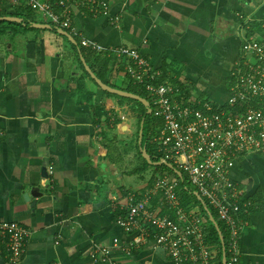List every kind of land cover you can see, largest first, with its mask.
Returning a JSON list of instances; mask_svg holds the SVG:
<instances>
[{
    "label": "crops",
    "instance_id": "crops-1",
    "mask_svg": "<svg viewBox=\"0 0 264 264\" xmlns=\"http://www.w3.org/2000/svg\"><path fill=\"white\" fill-rule=\"evenodd\" d=\"M40 1L59 10L58 0ZM108 2L109 15L70 6L73 30H63L75 44L25 2L0 0V10L20 8L32 19L0 27V222L28 231L25 252L16 262L0 239V264H168L164 250L137 246L135 236L115 222V206L126 193L143 189L153 178L136 188L125 185L143 162L132 157L136 166L124 168L117 133L123 125L117 116L129 120L136 114L130 103L106 94L85 74L80 57L90 67L89 51H94L80 41L103 48L94 53L108 59L105 77L117 87L128 79L121 60L108 49L125 46L138 49L162 80L179 82L201 99L223 101L240 54L242 17L255 25L264 19V0ZM114 15L120 16L118 27ZM134 147L137 152L136 140ZM230 176L245 186L254 204L245 216L238 264H264V155L241 158ZM102 246L108 247V259H93Z\"/></svg>",
    "mask_w": 264,
    "mask_h": 264
},
{
    "label": "built area",
    "instance_id": "built-area-1",
    "mask_svg": "<svg viewBox=\"0 0 264 264\" xmlns=\"http://www.w3.org/2000/svg\"><path fill=\"white\" fill-rule=\"evenodd\" d=\"M4 1L12 5L23 1L43 21L70 31L72 4L93 15H109L110 7L108 0H58L55 5L59 10L40 0ZM111 19L118 27L120 16ZM242 19L240 54L230 70L227 98L223 101L201 99L179 82L162 80L160 71L138 49H108L121 60L128 81L146 93L151 115L161 122L150 140L156 154L184 173L216 212L225 231L226 264H238L245 216L254 207L245 186L231 178V170L249 154L264 155V19L256 25L251 18ZM80 44L103 52L101 46L86 39ZM179 180L160 172L150 185L127 192L115 206V222L124 233L135 236L137 246L150 244L164 250L168 264H221V250L219 253L209 241L208 217L197 207L181 204ZM27 236L28 231L21 225L0 222V239L5 241L10 261L21 259ZM117 242L114 238L112 244ZM107 248L96 247L92 258L107 260Z\"/></svg>",
    "mask_w": 264,
    "mask_h": 264
},
{
    "label": "trees",
    "instance_id": "trees-1",
    "mask_svg": "<svg viewBox=\"0 0 264 264\" xmlns=\"http://www.w3.org/2000/svg\"><path fill=\"white\" fill-rule=\"evenodd\" d=\"M15 10L16 11H14V12H8L6 9L0 10V17L5 16V15H11V16H16V17L20 18L25 24L32 22V19L29 18L28 14L22 13V9L19 8V9H15ZM10 25H16V23L7 22V21H0V27L10 26ZM17 25H21V24H17ZM84 51H85L84 48H81V52H82L83 56L85 57ZM89 53H90V56L92 58V64H90V67L92 70H94L97 77L100 78L102 80V82H104L105 84H107L111 87H117L115 84L111 83L108 80V78L105 77L106 76L105 74L108 70V68H107L108 62H109L108 59L101 58V55L94 53L92 51H89ZM85 58H86V60L90 59L87 54H86ZM94 64H98L97 69L94 68ZM85 74L88 75L87 72H85ZM117 88L123 89L125 91L131 92V93H134L137 95H140L141 97H144V98L149 100L146 93L142 90L141 87L136 86V85H132L129 81H127V84L124 87H117ZM104 92L108 95H111V96L118 98L120 101H126L132 105L131 109L135 112L136 119H137V129H136L137 138H138V132L140 129L141 120L144 118L142 143L143 144L145 143L146 151L151 156L152 161H158L159 159H161V157L156 154L154 145H152V143L150 142L152 135H154L157 132L158 126H160V124H161L160 120L157 119L156 117H154L153 115H148L146 113V108L144 107V105L142 103H140L136 100L130 99V98L120 97V96H117L115 94H111L107 91H104ZM137 138L135 139L136 140L137 155L143 162V167L141 166L140 168H138V170H140L142 168H146L150 164H148L147 161L142 157L141 152L139 150V146L137 145ZM150 166L154 167L155 170H154L151 178L149 179V181L154 177V175L156 173H160V172L170 173V174H173L174 176H176L173 173V171H171L168 167H166L164 165H161V166L150 165ZM182 174H183L184 179H183V181L179 180V191H178V193H179L178 195H179L181 204L186 208L197 207L199 211H201L202 213L205 214V211L203 209L201 202L196 198V196L193 193L194 191H196L195 187L189 182L186 175L184 173H182ZM208 207H209L210 211L212 212L213 216L215 217V219L217 220L216 212L212 209L211 206L208 205ZM208 222H209V229H208L209 230V241L211 243H213L214 245H216V247L218 248L219 253H220L221 244H220L218 233L215 230L212 223L210 221H208ZM218 223H219L220 229L223 232H225L223 225L220 222H218Z\"/></svg>",
    "mask_w": 264,
    "mask_h": 264
},
{
    "label": "water",
    "instance_id": "water-1",
    "mask_svg": "<svg viewBox=\"0 0 264 264\" xmlns=\"http://www.w3.org/2000/svg\"><path fill=\"white\" fill-rule=\"evenodd\" d=\"M0 20H4V21H13V22H17L19 21V18L14 17V16H3L0 17ZM33 27H37V28H48V29H52V26L49 24H37L34 23ZM57 30L58 33L64 35L65 37H67L68 39H70L71 42L76 44V41L74 40V38L71 36L70 33H68L66 30H63L61 28H55ZM82 64L85 68V70L87 71V73L90 75V77L95 81V83L104 91H107L111 94H115L117 96L120 97H125V98H130L133 100H136L140 103H142L144 105V107L146 108V113L148 115L151 114L152 110L150 107V103L149 101L144 98L141 97L140 95L125 91L123 89H119L116 87H111L107 84H105L104 82H102L101 79H99L95 73L92 71V69L89 67V65L86 63L85 59L81 56L80 57ZM143 123H144V118L141 120L140 123V129L138 132V144L140 146V152L142 157L147 161L148 164L150 165H154V166H161L164 165L166 167H168L171 171H173V173L181 180L183 181V174L180 170H178L177 168L174 167V165L170 162L165 161L164 159H159L158 161H152L151 156L147 153L146 151V145L145 143L142 144V137H143ZM42 174H45V169H42ZM194 195L196 196V198L201 202L203 209L205 211V214L208 217V220L212 223V225L214 226L215 230L218 233L219 236V240H220V244H221V264H226V255H225V245H224V235L222 230L220 229L219 223L218 221L215 219V217L213 216L212 212L210 211L208 205L206 204V202L203 200V198L199 195V193L197 191L193 192ZM28 195H25V197Z\"/></svg>",
    "mask_w": 264,
    "mask_h": 264
},
{
    "label": "rangeland",
    "instance_id": "rangeland-1",
    "mask_svg": "<svg viewBox=\"0 0 264 264\" xmlns=\"http://www.w3.org/2000/svg\"><path fill=\"white\" fill-rule=\"evenodd\" d=\"M118 118L121 120L120 124L123 125L122 128H120V130H117L118 138H119L118 149L121 150V152L123 153L124 168L130 170L134 166H136V164H134V160H130L132 159V157L133 158L135 157L137 159V162L142 164V160L138 157L136 149L134 147L135 139L137 138L136 136L137 120L135 116L134 118H131L129 120L124 119V116H120V115L117 116V120L119 121ZM154 170H155L154 167L148 165L146 168H142L136 171V173H132L131 178H126L127 181L125 182L126 183L125 185L135 188L137 186L144 185L150 179Z\"/></svg>",
    "mask_w": 264,
    "mask_h": 264
}]
</instances>
